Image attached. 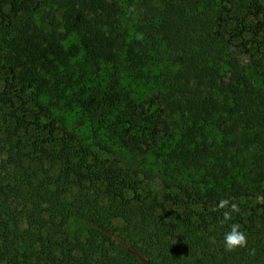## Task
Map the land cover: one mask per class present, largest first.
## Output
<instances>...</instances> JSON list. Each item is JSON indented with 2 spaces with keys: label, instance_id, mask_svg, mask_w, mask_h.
<instances>
[{
  "label": "trees",
  "instance_id": "16d2710c",
  "mask_svg": "<svg viewBox=\"0 0 264 264\" xmlns=\"http://www.w3.org/2000/svg\"><path fill=\"white\" fill-rule=\"evenodd\" d=\"M0 264H264V0H0Z\"/></svg>",
  "mask_w": 264,
  "mask_h": 264
},
{
  "label": "rangeland",
  "instance_id": "374dc122",
  "mask_svg": "<svg viewBox=\"0 0 264 264\" xmlns=\"http://www.w3.org/2000/svg\"><path fill=\"white\" fill-rule=\"evenodd\" d=\"M70 42H74V38H68V42H65V46L69 47ZM80 55V54H79ZM75 56L74 59L70 61V63L77 64L76 61L80 62V56ZM87 73L90 71V67L87 66L86 68ZM84 71V70H82ZM70 72L73 74V77L77 75V69L70 66ZM59 73H63V70H60ZM73 91H77L73 89ZM72 93V91H71ZM61 109V107H60ZM78 109V108H77ZM63 111V110H62ZM79 111V109H78ZM80 112V111H79ZM83 113V112H82ZM63 115L64 119V125L71 128V126H78L79 127V134L87 139V141L92 144L93 150L101 149L103 151L104 147L106 146L108 148H112L114 151L117 150L115 146L116 136L123 135V130L126 128L127 125L125 124H119V126H114L112 121H107V124L110 126V130L105 129V125L98 126L97 118H92V115L88 112L83 113L84 116V122L83 124H80L77 122L79 120V116L73 115L67 113L66 115ZM114 133H113V132ZM115 137V138H114ZM133 168L137 171L139 168H142L146 173V178H143L142 175L135 176V180L141 181L144 179L145 182H154L153 184L156 186L160 180L161 173L163 172L162 168L163 165L160 163L159 160H157L155 157L146 156L145 158L142 157H136L134 160V166ZM141 174V173H140ZM143 182V181H142ZM66 231L67 234L71 237L80 235L84 233V225L82 222L77 220H70L66 224Z\"/></svg>",
  "mask_w": 264,
  "mask_h": 264
},
{
  "label": "clouds",
  "instance_id": "9594fccd",
  "mask_svg": "<svg viewBox=\"0 0 264 264\" xmlns=\"http://www.w3.org/2000/svg\"><path fill=\"white\" fill-rule=\"evenodd\" d=\"M229 208V202L227 200H221L218 204V209ZM238 206L233 203L230 206V210L223 212V219L220 223L223 225L233 220L232 213H238ZM247 244V234L242 230L239 223H231L230 228L223 234L222 246L225 251L231 252L236 250L237 247H244Z\"/></svg>",
  "mask_w": 264,
  "mask_h": 264
}]
</instances>
